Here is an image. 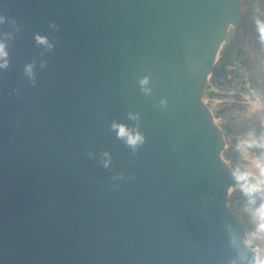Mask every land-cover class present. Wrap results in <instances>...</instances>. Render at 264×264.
I'll return each instance as SVG.
<instances>
[{"label":"water","instance_id":"95a60500","mask_svg":"<svg viewBox=\"0 0 264 264\" xmlns=\"http://www.w3.org/2000/svg\"><path fill=\"white\" fill-rule=\"evenodd\" d=\"M0 18V264L263 258L203 101L240 0H0Z\"/></svg>","mask_w":264,"mask_h":264},{"label":"rangeland","instance_id":"374dc122","mask_svg":"<svg viewBox=\"0 0 264 264\" xmlns=\"http://www.w3.org/2000/svg\"><path fill=\"white\" fill-rule=\"evenodd\" d=\"M240 8L244 33L239 35L240 38L233 39L234 42L225 51L231 59L226 67L227 73L218 79L211 78L203 101L225 136V150L234 147L236 151L235 155L223 158L229 160L228 164L233 171L251 170L255 173L252 161L264 155V149H248L245 155L238 145L248 139L249 134L260 139L264 133L260 109L264 107V67L261 64L264 60V41L257 27V21L264 23V0H240ZM237 50L239 54L235 57ZM245 80L253 86L254 97L246 90ZM249 199L238 183L236 189L230 191L227 205L244 225L247 245L260 248L263 252L264 239H256L257 244L253 241L249 243V236L256 232L258 221L253 213L264 202V195L256 193L253 197L255 204H250Z\"/></svg>","mask_w":264,"mask_h":264},{"label":"clouds","instance_id":"9594fccd","mask_svg":"<svg viewBox=\"0 0 264 264\" xmlns=\"http://www.w3.org/2000/svg\"><path fill=\"white\" fill-rule=\"evenodd\" d=\"M0 23H3L2 18H0ZM13 23H15L13 21ZM258 31L260 32L261 40L264 41V23L257 21ZM37 42L44 44L47 43L46 38L41 39L37 38ZM49 49L52 47L51 45L48 46ZM6 54L4 53V45L0 43V58H5ZM6 64L0 65V67H6ZM31 65L26 66V71L31 75ZM33 82L34 78H33ZM146 80L141 81V84L146 83ZM119 127L118 136L123 138L124 136L128 135L124 126H117L113 125V128ZM143 143V137L141 135H137L135 137L128 135L127 144L135 148L137 143ZM238 148L242 149L247 155V150L252 148H261L264 149V137L257 139L249 134V138L246 140L241 141L238 145ZM252 167L256 170L255 173L251 170H244L240 171L236 169L233 172L234 178L240 185L241 191L245 193L250 199V204H255V200L253 199L256 193H261L264 195V155L258 157L252 161ZM253 215L257 219V228L256 232L250 234L249 236V243L256 239H264V202L260 204L258 208L255 209ZM257 253L261 252L260 248L254 249ZM254 264H264V258L258 256L254 262Z\"/></svg>","mask_w":264,"mask_h":264},{"label":"trees","instance_id":"16d2710c","mask_svg":"<svg viewBox=\"0 0 264 264\" xmlns=\"http://www.w3.org/2000/svg\"><path fill=\"white\" fill-rule=\"evenodd\" d=\"M243 33H244V26L241 23L240 27L238 28V30L236 32V36H235L234 40L240 38L241 36L239 37V35L243 34ZM235 54H236L235 57H237V55L239 54V50H237V52ZM228 55L229 54L227 52H225L220 57L219 61L216 63V65H215V67L213 69V77L214 78L218 79V78L224 77L226 75V73H227L226 67H227V65L229 63H231V59L229 58ZM233 60H236V58H234ZM225 135H226V132H225ZM235 153H236V151H234V147H230V148H228L227 150L224 151L223 156H224L225 159H227V158L235 155Z\"/></svg>","mask_w":264,"mask_h":264},{"label":"built area","instance_id":"2783aa9c","mask_svg":"<svg viewBox=\"0 0 264 264\" xmlns=\"http://www.w3.org/2000/svg\"><path fill=\"white\" fill-rule=\"evenodd\" d=\"M262 66L264 67V60L262 61ZM245 88L246 90L248 91V93L251 95V97H254L255 96V91L253 89V86L249 83L248 80H245ZM262 109V121L264 123V107L263 108H260ZM263 137H264V133H263ZM226 163L228 164L229 163V160H225Z\"/></svg>","mask_w":264,"mask_h":264},{"label":"crops","instance_id":"0c3cea01","mask_svg":"<svg viewBox=\"0 0 264 264\" xmlns=\"http://www.w3.org/2000/svg\"><path fill=\"white\" fill-rule=\"evenodd\" d=\"M253 242L257 244V241H256V240H254ZM249 246H250L252 249H256L255 247H253V246L250 245V244H249ZM258 254L261 255V256L264 258V251H263V252H259Z\"/></svg>","mask_w":264,"mask_h":264}]
</instances>
